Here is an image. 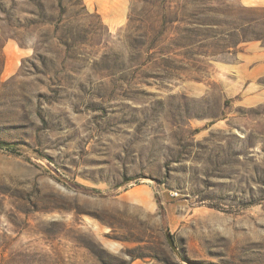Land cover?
Returning <instances> with one entry per match:
<instances>
[{
    "label": "rangeland",
    "instance_id": "374dc122",
    "mask_svg": "<svg viewBox=\"0 0 264 264\" xmlns=\"http://www.w3.org/2000/svg\"><path fill=\"white\" fill-rule=\"evenodd\" d=\"M88 2L0 0V264H264V7Z\"/></svg>",
    "mask_w": 264,
    "mask_h": 264
},
{
    "label": "crops",
    "instance_id": "0c3cea01",
    "mask_svg": "<svg viewBox=\"0 0 264 264\" xmlns=\"http://www.w3.org/2000/svg\"><path fill=\"white\" fill-rule=\"evenodd\" d=\"M88 5L95 11L102 13L108 21L120 20L126 13L128 0H88ZM241 5L248 7H264V0H239ZM243 69H250V74L264 71V44L248 43L245 47ZM252 65L249 67V65Z\"/></svg>",
    "mask_w": 264,
    "mask_h": 264
},
{
    "label": "trees",
    "instance_id": "16d2710c",
    "mask_svg": "<svg viewBox=\"0 0 264 264\" xmlns=\"http://www.w3.org/2000/svg\"><path fill=\"white\" fill-rule=\"evenodd\" d=\"M15 143L0 140V148H5L11 151L15 150Z\"/></svg>",
    "mask_w": 264,
    "mask_h": 264
},
{
    "label": "water",
    "instance_id": "95a60500",
    "mask_svg": "<svg viewBox=\"0 0 264 264\" xmlns=\"http://www.w3.org/2000/svg\"><path fill=\"white\" fill-rule=\"evenodd\" d=\"M165 236H166L167 242H168L169 246L171 247V249L174 252H176L175 251V245L173 243L172 237H171V235H170V233L168 231L165 232Z\"/></svg>",
    "mask_w": 264,
    "mask_h": 264
}]
</instances>
